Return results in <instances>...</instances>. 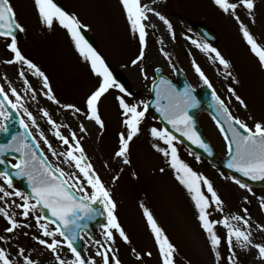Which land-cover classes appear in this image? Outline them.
<instances>
[{
    "label": "snow or ice",
    "instance_id": "snow-or-ice-1",
    "mask_svg": "<svg viewBox=\"0 0 264 264\" xmlns=\"http://www.w3.org/2000/svg\"><path fill=\"white\" fill-rule=\"evenodd\" d=\"M212 2L221 12L237 21L244 41L257 58L259 66L264 69V46L258 43L238 13V9L245 10L254 23L255 0H212ZM119 3L130 32L137 36L139 41V55L132 60L134 66L146 59L148 28L155 27L152 17L162 22L171 37L175 39L172 23L152 6L157 0L150 2L119 0ZM34 4L39 21L44 27L52 30L58 24L67 32L75 51L90 65L92 74L97 78V86L87 96L85 109L75 104H61L52 90L48 76L26 57L18 46L15 33L24 32L25 28L18 22L11 0H0V41L11 54L3 60V63L19 66L18 76L22 81L24 93L22 95L11 81H7V89L0 84V132L9 131L8 122L14 113L18 115L22 112L27 117V122L24 119L19 121L24 132L13 135L12 143L0 145V156L9 151L20 153V159L10 165L15 169L14 172H9L7 168L0 171V181H2L0 182V217L6 222L4 234H0V264H41V260L37 257L42 256L44 250L51 253L54 264H123L118 255L119 250L116 248V234L118 233L126 244L131 242L116 216L117 204L113 199L112 190L90 162L82 143V135H78L71 124L58 122L48 108H40L41 118L61 145L62 150L58 151L45 135L37 116L29 111L26 101L30 99L38 103L39 93L69 115L75 118L83 116L103 129L105 122L100 113V104L112 90H117L119 94L115 95L114 99L125 130L119 133V146L114 156L125 165L131 163L130 143L141 133V125L151 105L144 100H135L125 85L116 79L104 57L82 34L85 25L75 14L62 9L55 0H34ZM186 38L223 68L225 79L239 83L231 71L230 61L220 51L207 43H200L191 37ZM159 43L163 44V40L161 39ZM160 51L171 61V56L163 48ZM192 66L203 84L212 89L211 98L218 114L217 126L224 134L230 154L227 168L251 181H264V120L252 118L253 124L249 126L245 120L233 116L225 99L217 94L211 81L195 60L192 61ZM29 73L42 83L41 89L31 84L28 79ZM141 74L145 80L148 79L147 72L143 68ZM4 79L7 80V77L5 76ZM152 83L153 87L150 91L155 93V111L159 113L162 122L170 125V128L150 127L152 148L166 159L175 173V178L190 195L197 212L199 227L205 235L214 264H242L237 250L247 253H253L255 250V259L259 264H264V241L257 242L254 236V233H264V223L253 220L248 208L243 209V214L226 211L225 202L213 181L194 170L179 155L176 146L178 137L175 133H179V137L203 149L209 156L212 155L210 146L196 130L195 121L189 114L191 109L199 107V102L193 95L194 90L190 85H186L183 91H177L173 84L163 77L158 82L153 79ZM227 91L241 106L247 108V104L235 88L229 86ZM161 101L166 102L161 103ZM225 124L227 129L224 127ZM62 129H66L67 134ZM78 129L80 134L87 132L83 122L78 124ZM33 130L59 163L55 165L50 163L35 139L32 144L28 143L29 138L34 135ZM196 159L199 161L200 157L197 156ZM5 163L4 160H0V164ZM60 164L65 167H61ZM160 170L164 171L163 168ZM14 178H26L29 190L25 192L16 187ZM224 178L231 179L239 188L254 195L252 188L242 180L236 177ZM116 179L118 177H114L113 182ZM244 201L250 203L247 196L244 197ZM140 206L158 249L160 264H176L175 257L178 251L176 246L165 234L150 209L143 203ZM259 207L264 212V196L259 197ZM213 212L219 213L215 219L212 218ZM98 217L106 219V223L100 225L102 240L89 235V223ZM22 229H35L34 233L25 231L22 235L30 237L31 241L41 246L40 249L29 251L28 247L19 243L18 230ZM85 237L96 247L95 254L91 258L83 256L76 247L77 241L84 240ZM225 246L226 251L222 252ZM64 248L71 253V259L63 255ZM131 252L137 261H143V256L134 247ZM146 255L151 257L152 252L149 251Z\"/></svg>",
    "mask_w": 264,
    "mask_h": 264
},
{
    "label": "rangeland",
    "instance_id": "rangeland-1",
    "mask_svg": "<svg viewBox=\"0 0 264 264\" xmlns=\"http://www.w3.org/2000/svg\"><path fill=\"white\" fill-rule=\"evenodd\" d=\"M64 2L68 12L75 14L85 25L84 29L94 37L99 53L109 67L118 71L128 81L129 91L135 100L148 101L156 68H161L164 75L173 78L172 66L177 65L186 73L190 83L195 85L199 80L192 66V61L195 60L211 81L217 94L225 99L233 116L245 120L249 126L253 124L252 118L264 120V69L259 66L257 58L244 41L237 21L221 12L212 0H157L152 6L172 23L175 39L162 22L152 17L155 27L148 28L146 59L137 66L132 64V60L139 55L138 37L130 32L119 0H64ZM11 3L18 22L25 28L22 40L17 41L22 53L45 72L61 104H75L85 109L86 98L97 86V78L92 74L90 65L75 51L67 32L58 24L52 30L44 27L39 21L34 0H11ZM238 13L258 43L264 46V0H255L254 23L245 10L238 9ZM192 24H203L216 33L219 42L215 48L230 61L231 71L239 81L238 84L233 83L231 79H225L223 68L186 38L191 37L203 43L193 31ZM161 39L163 44L159 43ZM161 48L171 56V61L161 53ZM10 55L4 43L0 41V84L7 89V81H11L23 95V84L18 76L19 66L3 63ZM142 68L147 72V80L141 74ZM5 76L7 80L4 79ZM28 79L35 88H42V83L30 73ZM229 86L235 88L244 99L247 108L241 106L235 97L228 93ZM117 94H119L117 90H112L100 104V113L105 122L103 129L94 122L95 128L87 127L88 120L83 116L75 118L69 115L39 93V102L27 99L26 106L37 116L45 135L58 151L62 150L61 145L41 118L40 108H48L58 122L71 124L78 135H82V143L90 162L112 190L113 199L117 204L116 216L131 242L126 244L118 233L116 234V248L123 264H160L158 249L147 227L141 203L150 209L165 234L176 246L178 250L176 264H214L205 235L199 227L197 212L190 195L177 181L166 159L152 148L153 141L149 129L159 125L151 114L147 113L141 125V133L130 143L131 163L125 165L114 156L119 146V133L125 130L114 99ZM19 115L27 122V117L22 112ZM81 122L87 128L84 134L79 133L78 124ZM200 122L214 149L221 155L225 154L224 141L212 121L202 117ZM62 131L67 134L66 129ZM33 133V138L40 144L49 162L54 165L59 163L48 152L43 141L39 140L35 130ZM176 146L184 161L213 181L225 202L226 211L243 214V209L248 208L253 220L264 223V212L259 207V197L264 196V189H252L253 195L239 188L231 180L225 179L226 176L220 171L204 165L201 160L197 161L179 144ZM60 166L65 167L63 164ZM162 168L163 172L160 170ZM114 177L118 179L113 182ZM245 196L250 203H245ZM218 215L219 213L213 212L212 218L215 219ZM5 224L4 219L0 217V234H4ZM25 231L34 233L35 229L18 230L19 243L28 247L29 251L40 249L41 246L31 241L30 237L22 235ZM100 236L102 240V231ZM254 236L257 242L264 241V233H254ZM133 247L143 256L142 262L137 261L130 251ZM86 251L89 258L93 257L96 251L95 245L87 240ZM149 251L152 252L151 257L146 255ZM221 251H226V246ZM237 251L242 264H259L254 257L255 250L253 253ZM63 255L72 258L67 248L63 249ZM37 258L41 260V264H54L51 253L46 250Z\"/></svg>",
    "mask_w": 264,
    "mask_h": 264
},
{
    "label": "water",
    "instance_id": "water-1",
    "mask_svg": "<svg viewBox=\"0 0 264 264\" xmlns=\"http://www.w3.org/2000/svg\"><path fill=\"white\" fill-rule=\"evenodd\" d=\"M55 2L62 9L66 10L62 0H55ZM195 29H196L195 31H197L198 34L205 41L209 42L212 45L216 43V36L211 31L206 29L204 26L198 25L195 27ZM82 34L88 40V42L96 49L95 42H94L93 38L90 36V34L87 33L83 29H82ZM15 35L18 38L20 35V32L17 31L15 33ZM112 72H113V75L116 77V79L120 83L124 84L125 87H127V82L125 81L124 77L121 76L116 71H112ZM155 75H157V77H158L157 82L160 80L161 77H163L161 74V71L159 69L156 70ZM175 76H176V82H171V83L177 89V91H183L184 87L187 85L185 77L183 76L182 72L178 69H175ZM163 78H165V77H163ZM152 87H153V84H152ZM202 88H203V86H201L198 90H194L195 92H193V95L196 96L195 98L199 102V107L191 109L189 114L191 115V117L195 121L196 130L199 132V134L205 140V142L209 145V143L206 141L205 137L203 136L200 127L198 126V116L203 111L208 112V113H210V111H211L212 112L211 116L213 117V119L216 122V117L218 116V114L216 112L214 104L212 106L211 104H209L208 100L205 99L204 95L202 94ZM151 94H152V98H151V101L149 102V104L151 105L149 108V111H152L153 113H155L156 116H158V120L162 124L163 127H169L170 128V125H167L166 123H164L160 120L159 113H157L155 111V93L151 92ZM207 96L208 95H206V97ZM165 102L166 101H161V103H165ZM19 121L20 120H19L18 115L16 113H14L11 120L8 122L9 123V131L7 133L0 132V145H6L9 143H12V136L13 135H17L19 133L24 132V129H22L20 127ZM224 127H225V129H227L226 124L224 125ZM175 134L178 137V141L180 143L184 144L190 151L195 153L197 156L205 159L206 161L213 164L214 166H217V167L225 170L229 175H231V177H236V178L242 180L244 183L248 184L250 187H264V181H251L248 178L243 177L241 174L235 172L234 170L227 168V162L230 158L229 152H228L227 157L222 158V157H219L217 154H215L213 152V150L211 149L212 155L209 156L206 152L203 151V149L192 144L187 139H185L183 137H179V133H175ZM227 134L229 136L231 135V133H227ZM223 136H224V134H223ZM28 143L29 144L33 143L31 137L29 138ZM7 158H12V159H15L16 161H18L20 159V153L9 151L5 155L0 156V160H4L6 162L5 164H0V171H3L5 168H7L9 172H14L15 169L11 168L10 165L7 163V161H6ZM13 182L16 186H19L23 191L27 192L29 190L28 189V182H27L26 178H14ZM104 223H106V219L104 217H98L96 220L90 222L89 223V235L94 237L93 233L95 231H97L98 228H101L100 225L104 224ZM76 247L81 251L82 255L86 257V254H85V251L83 248V241L82 240L77 241Z\"/></svg>",
    "mask_w": 264,
    "mask_h": 264
},
{
    "label": "bare ground",
    "instance_id": "bare-ground-1",
    "mask_svg": "<svg viewBox=\"0 0 264 264\" xmlns=\"http://www.w3.org/2000/svg\"><path fill=\"white\" fill-rule=\"evenodd\" d=\"M87 127L91 128V129L95 128V126H94L92 121H88L87 122Z\"/></svg>",
    "mask_w": 264,
    "mask_h": 264
}]
</instances>
